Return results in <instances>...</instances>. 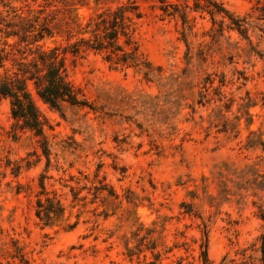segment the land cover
<instances>
[{"label":"rangeland","instance_id":"374dc122","mask_svg":"<svg viewBox=\"0 0 264 264\" xmlns=\"http://www.w3.org/2000/svg\"><path fill=\"white\" fill-rule=\"evenodd\" d=\"M50 1L56 4L55 0H0V28L16 29L23 24L22 16L32 20L41 9L48 12ZM181 1L139 0L142 17L136 21L134 37L140 52L164 69L161 81L147 82L133 69H112L93 52L69 55L67 77L80 91L79 97L97 111L66 105L63 113L44 104L29 83L51 126L45 132L51 150L48 165L37 138L15 129L9 101L0 98L1 264L13 262L9 253L15 248L24 264H149L142 260L143 253L146 261L152 259L148 250L137 259L132 251L128 256L125 248L126 243L136 245L148 229L158 243L172 248L162 253L161 264H176L180 258L184 264H197L203 222L209 230L211 261L218 263L224 255L240 258L243 252L255 256L263 231L252 204L257 199L241 189L245 184L230 180L223 184L220 170L224 163L239 168L259 163L263 173L264 152L244 148L245 117L240 119L238 137L234 131L218 132L220 126H210L213 105L196 102L206 74L218 75L212 87L222 74L234 77V83L222 90L232 92L238 103L249 92L255 103L250 107V128L264 133V32L258 29L264 28V21L256 19L255 9V3L263 0H221L224 8L247 17L254 26L248 31L252 45L236 31L224 32L230 39H217L210 15L188 10ZM101 8L103 3L95 6L90 0L79 13L88 16ZM244 75L248 80L241 86L237 77ZM212 87L209 93L214 96ZM232 112H238L235 103ZM95 172L118 199L106 192L94 197ZM41 175L46 176L47 190L65 205L67 221L75 222L70 230L43 226L35 216ZM134 211L137 224H142L137 236L133 233L137 224L131 225Z\"/></svg>","mask_w":264,"mask_h":264},{"label":"trees","instance_id":"16d2710c","mask_svg":"<svg viewBox=\"0 0 264 264\" xmlns=\"http://www.w3.org/2000/svg\"><path fill=\"white\" fill-rule=\"evenodd\" d=\"M55 1L56 4L53 5L51 1L48 3L47 6L50 5L48 12H45L47 8H43L32 20L22 16L23 24L16 29L8 28L9 31L7 29L3 31V28H0V98L5 97L9 101L10 115L14 120L15 129L29 131L37 138L41 152L47 159V165L50 162L51 150L45 132L51 126L36 105L29 83L32 84L39 99L51 109L63 113L64 107L69 105L97 111L93 104L79 97L80 91L69 81L67 56H84L90 52L100 54L110 68L120 69V71L133 69L147 82L155 79L161 81L164 73L162 66L153 65L140 52L135 40L136 21L142 17L139 0H92L95 6L103 3L105 8L95 9L93 13L82 17L79 8L87 7L90 0ZM168 1L170 0H158L161 4ZM112 2H116L114 6H106ZM181 3L188 10H199L209 14L217 39L221 37L230 39V35L225 36L224 32L236 31L242 39L252 45V36L248 31L254 26L247 17H238L224 8L221 0H182ZM260 3H255V9L259 12L256 19L264 21V0L263 4ZM258 29L264 32V28ZM9 38H13V42L9 43ZM48 41L49 44H47ZM235 72L240 74L238 70ZM213 73L206 74L203 79L204 85L198 90L199 100L196 102L201 106L206 103L213 105L215 117L210 121V126L215 128L220 126L218 132L234 131L235 137H238L241 133L240 119L245 117V129L248 134L243 144L244 148L252 149V151L261 149L264 152V139H262L264 133L250 128L253 118L250 107L255 103L249 92H246V100L236 102L237 98L232 92L228 94L222 90L227 84L234 83L232 80L234 77L227 79L222 74L217 80L218 84L212 87L214 80L218 77L216 73L213 76ZM237 79H241V86L248 80L245 75L238 76ZM210 87L213 89L214 96L209 93ZM238 99L243 98L238 97ZM234 103L238 107V112L235 114L232 112ZM189 106L195 112L194 103ZM231 114H233L232 118ZM223 165L225 168L220 170V174H224L223 184H226L227 180L233 184H245L246 186L242 188L238 186L237 189L249 191L251 196L257 199L252 201V204L258 209L257 216L263 222V231L257 238L254 257L250 254L245 255L243 252L240 258L224 255L218 263H215L208 256L209 230L207 224L203 222V227L200 228L197 264H264V201L262 200L264 172L259 170L261 167L259 163H247L242 168L233 163ZM94 177L98 183L93 185L94 197L106 192L108 196L118 199L114 189L104 183L103 179H99L97 172ZM45 179V175L40 176V189L35 194V216L43 226L59 225L63 231H68L75 226V222L67 221L64 215L65 205L55 192L47 190ZM224 187L226 188L227 185ZM74 190L75 188L72 187V193L76 194ZM133 214L134 219L131 220V225L137 224L136 212L134 211ZM138 226L142 224L138 223L136 227ZM140 230V227L134 230V235L137 236ZM150 232V229L146 230L137 240L136 245L130 246L126 243V252L128 256L135 253L137 259H140V254L148 250L152 259L146 261V254L143 253L142 260L149 264H161L162 253L165 254L172 248H166L163 242L158 243ZM159 246H164V250H159ZM9 256L13 259L11 264L25 263L22 254L16 248L13 253H9ZM176 264H184L182 258Z\"/></svg>","mask_w":264,"mask_h":264}]
</instances>
